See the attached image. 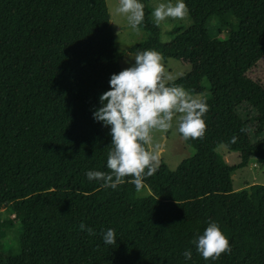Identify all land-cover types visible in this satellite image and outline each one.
<instances>
[{"label": "trees", "instance_id": "obj_1", "mask_svg": "<svg viewBox=\"0 0 264 264\" xmlns=\"http://www.w3.org/2000/svg\"><path fill=\"white\" fill-rule=\"evenodd\" d=\"M142 2L150 37L133 52L155 49L191 65L169 83L206 93L208 104L203 135L183 137L194 154L176 169L157 164L144 177L147 195L129 177L113 189L85 174L110 171V126L92 114L124 55L107 0H0V211L10 207L20 220L0 264H264V184L233 183L237 169L264 165V138L253 141L248 126L264 132V82L249 75L264 58V0H185L193 23L175 26L166 44ZM228 13L236 28L219 39L207 24ZM243 102L256 114L244 119ZM222 144L240 154L237 165ZM210 221L231 247L205 260L194 241ZM109 227L116 243L106 245Z\"/></svg>", "mask_w": 264, "mask_h": 264}, {"label": "clouds", "instance_id": "obj_2", "mask_svg": "<svg viewBox=\"0 0 264 264\" xmlns=\"http://www.w3.org/2000/svg\"><path fill=\"white\" fill-rule=\"evenodd\" d=\"M144 7L142 0H119L116 11L124 14L131 29L137 30L144 20ZM187 12L185 0H163L153 8L151 17L160 25L169 17L182 19ZM133 57L134 63L111 74L110 87L100 94L99 106L92 113L95 120L110 126L112 147L106 160L110 171L89 169L85 174L89 181L95 179L102 182V187L113 189L129 177L136 192L143 193L144 177L157 170L161 157L159 146L152 144V132L167 130L175 118L177 130L184 138L200 137L206 128L208 104L204 97L182 85L166 82L162 57L157 50L144 49ZM232 139L235 141V137ZM79 227L90 230L83 223ZM102 238L106 245L116 243L115 230L107 228ZM194 243L205 260L215 259L231 247L216 221H210ZM183 256L190 260L192 250L185 249Z\"/></svg>", "mask_w": 264, "mask_h": 264}, {"label": "rangeland", "instance_id": "obj_3", "mask_svg": "<svg viewBox=\"0 0 264 264\" xmlns=\"http://www.w3.org/2000/svg\"><path fill=\"white\" fill-rule=\"evenodd\" d=\"M159 2H163V0H149L148 3L153 9ZM107 3L111 14V24L115 34L117 48L120 52L124 53L121 58V67L123 69L128 67L131 63H134L133 56H135L136 53H134L133 50H135L139 44L149 39L150 32L141 25L138 26L137 30L130 28L124 14H120L116 11L119 0H107ZM192 23L193 20L189 12H187V15L182 19L167 18L159 25L161 28V42L166 44L173 39L170 31L175 26L181 25L184 28H188ZM207 28L215 37L226 39L230 31L236 28V20L232 13H228L225 16L212 18L208 22ZM118 33L120 34L118 35ZM190 70L191 65L185 64L177 58H162V73L167 78V83L179 79L190 72ZM249 75L255 80L264 82V58L249 72ZM190 91L199 96L206 97V93H196L193 90ZM238 112L244 119L256 114L254 107L247 102H243L238 106ZM256 124V122L248 124L253 141L264 138V132L259 135L255 134ZM152 136L153 146L158 145L161 151L158 164L164 163L171 169H176L184 159L194 154V149L185 142L183 136L178 132L175 118L170 128L167 130H154ZM218 151L224 155L232 165H237L240 162V154L230 151L225 145H220ZM233 183L236 189L247 187L248 184L252 183L264 184V165L253 160L248 166L237 169L233 175ZM149 193L150 189L145 188V191L140 194L147 195ZM37 219L48 220L49 218L38 217ZM0 220L5 222L8 221V226L0 223V247L4 250L12 249L16 247L20 231V220L17 219V215L13 210L7 206L1 209Z\"/></svg>", "mask_w": 264, "mask_h": 264}, {"label": "crops", "instance_id": "obj_4", "mask_svg": "<svg viewBox=\"0 0 264 264\" xmlns=\"http://www.w3.org/2000/svg\"><path fill=\"white\" fill-rule=\"evenodd\" d=\"M219 147H220V146H219ZM219 147H218V148H219ZM247 186H248V185H247ZM240 188H244V187H240Z\"/></svg>", "mask_w": 264, "mask_h": 264}]
</instances>
